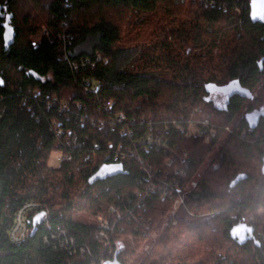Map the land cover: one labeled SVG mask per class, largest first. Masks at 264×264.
<instances>
[{"label":"trees","instance_id":"obj_1","mask_svg":"<svg viewBox=\"0 0 264 264\" xmlns=\"http://www.w3.org/2000/svg\"><path fill=\"white\" fill-rule=\"evenodd\" d=\"M257 1L0 0V264H93L103 245L99 216H88L111 206L133 208L159 227L173 200L156 192L138 204L149 177L137 156L159 178L168 170V180L190 186L143 264H264V107L254 93L264 89V21L253 14ZM153 24L160 37L125 40L127 29ZM89 84L97 89L87 92ZM218 90L229 92L224 106L210 97ZM119 114L125 119L113 125ZM204 116L216 128L209 143L187 135ZM150 137L187 152L182 173L165 167V150ZM56 152L71 159L52 167ZM110 165L120 171L107 172ZM30 201L42 205L46 221L31 235V214V232L16 244L9 231ZM60 230L87 252L55 248ZM125 241L105 264H129L138 245Z\"/></svg>","mask_w":264,"mask_h":264},{"label":"built area","instance_id":"obj_2","mask_svg":"<svg viewBox=\"0 0 264 264\" xmlns=\"http://www.w3.org/2000/svg\"><path fill=\"white\" fill-rule=\"evenodd\" d=\"M86 63L87 62L82 61L81 66L84 67ZM72 67L77 70L79 68L78 63H73ZM96 89L97 86L93 84H89L88 87H86L87 92H94ZM55 100L56 99H54V102ZM111 103V101H107L104 107L107 109L108 107H110ZM66 107L67 105L65 104L63 106V109ZM124 119L125 114H119L117 117L111 120V123L113 125L116 123H122ZM180 130L183 131L184 129L180 128ZM231 131V127L226 128V132L230 133ZM62 133L63 130L60 129L59 134ZM187 133L188 136L192 134L203 135L205 142L209 143L211 139L216 136V128L214 127L210 117L204 116L199 124L192 123L189 126V130ZM148 143L164 148L165 154L167 155L165 159V167H172V171L176 175H179L183 172V168L181 167V165L187 158L188 154L186 151L179 152L177 150V146L175 148L168 146L162 141L160 137H157L155 139L150 137ZM65 158L71 159V155L60 154V160ZM137 159L142 171H144L149 177V182L144 186V188L142 190H137V193L139 195L138 204L141 203L140 200L144 199V196L151 197L152 194L157 192L163 198L173 200L174 203L178 202L179 205H177L176 207H180L185 201L187 195L186 191L190 189V186L184 189L181 187L179 180H168L170 176L168 170H166L163 174L164 177L159 178L158 174H160V171L158 169L154 170L142 157L137 156ZM114 160H119L118 154L115 155ZM191 185L196 186L197 182L193 181ZM41 209L42 205L36 201L26 202L18 209L15 215L14 224L9 231L10 239L12 242L20 244L28 237L31 232L28 224V218L31 214L34 217L37 213L42 211ZM125 221L126 225L123 224V222ZM127 225H133L134 233L126 234ZM152 231V223L143 219L142 215L137 214L133 210V208L127 210L126 212H121L118 208L111 206L107 212L99 216V229L96 234V238L102 243L103 250L100 253L99 259L96 260V262H94L93 264H105L107 255H113L117 252L123 251L126 247L125 235H127L129 243L134 244L136 243L135 240L137 239L145 238L146 241H149L152 238ZM59 232L62 234L61 236L52 235L55 238V248L60 247L74 253L80 251L81 254H85L87 252L85 247H79L77 245L76 239L73 236L68 235L66 230H60Z\"/></svg>","mask_w":264,"mask_h":264},{"label":"rangeland","instance_id":"obj_3","mask_svg":"<svg viewBox=\"0 0 264 264\" xmlns=\"http://www.w3.org/2000/svg\"><path fill=\"white\" fill-rule=\"evenodd\" d=\"M127 27V26H126ZM125 27V29H127ZM157 25L153 24L150 27H144L142 30H138V29H134L135 31H129L130 29H127V31L124 33L125 36V40L130 41L131 43H146V42H150L153 36V39H156V36L152 35L151 36V32L156 33V35L158 37H160V35L158 34V31L156 30ZM133 29V28H132ZM42 32L36 34L33 36L34 40H38L40 35ZM159 39V38H158ZM263 84H264V80H263ZM264 89L262 88V85L255 88L254 89V93L255 95H259V97L263 98L262 101V106L264 107ZM229 92H227V90H218V91H214L211 93V98L213 100H215V103L218 106H224L226 101H227V96H228ZM250 101H246L245 102V108H247L250 104ZM228 133V132H227ZM220 146V143H217L214 147V151H217L218 148ZM215 159V153L213 152V154H211V156H209L208 161H205L203 164H201L200 168L201 169H205L207 167L208 164H211ZM60 154L59 153H53L50 161H49V165L52 167H58L60 165ZM107 172L109 173H117L118 171H120V167L118 165H110L104 168ZM178 204V202H173L172 207L169 209V211L167 210V215L168 217H166L164 219V221L159 225V227L157 226V228H154L152 231V238L151 243H147L146 240H142V241H137L135 240L136 243H134L135 245H138L137 248V254H130L128 253V263L129 264H143L145 263V261L147 260V257L150 259V257L153 255L155 248H156V242L157 240L162 236L163 232L165 231L166 227L171 224V218L177 213V211L179 210V207H176ZM264 212V210H263ZM103 213H100L96 216H88V218L90 219H96L98 216H100ZM264 215V214H263ZM47 217V216H46ZM92 217V218H91ZM177 222H173L172 226L176 225ZM130 245L134 246V244L129 243ZM223 245V243H221ZM136 245V246H137ZM201 247L203 248L204 244L201 243ZM224 247L227 248L228 244H224ZM225 250V249H224ZM227 251H230V247L226 249ZM203 251V249H202ZM152 254V255H151Z\"/></svg>","mask_w":264,"mask_h":264},{"label":"water","instance_id":"obj_4","mask_svg":"<svg viewBox=\"0 0 264 264\" xmlns=\"http://www.w3.org/2000/svg\"><path fill=\"white\" fill-rule=\"evenodd\" d=\"M254 16L259 19L261 22L264 21V0H259L253 7ZM243 179L242 175H238L235 179V182L238 183ZM46 221V212L40 211L37 213L32 220V232L31 235H34L38 230V227Z\"/></svg>","mask_w":264,"mask_h":264}]
</instances>
